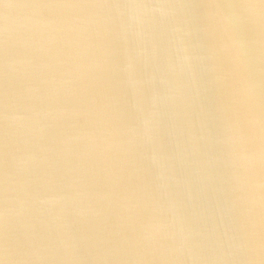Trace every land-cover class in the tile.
Returning <instances> with one entry per match:
<instances>
[{
  "label": "water",
  "instance_id": "obj_1",
  "mask_svg": "<svg viewBox=\"0 0 264 264\" xmlns=\"http://www.w3.org/2000/svg\"><path fill=\"white\" fill-rule=\"evenodd\" d=\"M0 264H264V0H0Z\"/></svg>",
  "mask_w": 264,
  "mask_h": 264
}]
</instances>
